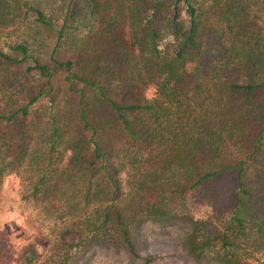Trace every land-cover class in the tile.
Returning a JSON list of instances; mask_svg holds the SVG:
<instances>
[{
  "label": "trees",
  "instance_id": "obj_1",
  "mask_svg": "<svg viewBox=\"0 0 264 264\" xmlns=\"http://www.w3.org/2000/svg\"><path fill=\"white\" fill-rule=\"evenodd\" d=\"M4 199L67 247L22 264L150 262L145 223L191 264H264V0H61L55 21L0 0Z\"/></svg>",
  "mask_w": 264,
  "mask_h": 264
},
{
  "label": "rangeland",
  "instance_id": "obj_2",
  "mask_svg": "<svg viewBox=\"0 0 264 264\" xmlns=\"http://www.w3.org/2000/svg\"><path fill=\"white\" fill-rule=\"evenodd\" d=\"M46 11H50L52 19L60 13L61 0H42ZM168 39L165 37L161 45ZM15 182L5 179L1 190L16 199L11 193ZM3 209L0 211V264H22L24 254L33 249L39 259L49 253L62 252L67 247H52L49 242L51 237L38 225L33 210L30 207L16 205V202H8L4 199ZM11 208L4 210L6 204ZM142 251L155 255L150 262H128L123 250L107 247H88L84 251L76 252L63 264H191L181 255L179 235L181 228L168 226L158 228L151 223H145L141 227ZM75 247L69 249L74 250Z\"/></svg>",
  "mask_w": 264,
  "mask_h": 264
}]
</instances>
